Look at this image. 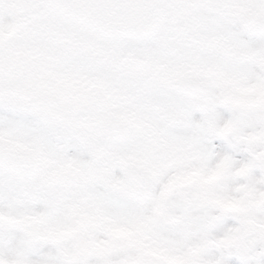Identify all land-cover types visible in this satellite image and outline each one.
<instances>
[{
  "label": "clouds",
  "instance_id": "clouds-1",
  "mask_svg": "<svg viewBox=\"0 0 264 264\" xmlns=\"http://www.w3.org/2000/svg\"><path fill=\"white\" fill-rule=\"evenodd\" d=\"M0 264H264V0H0Z\"/></svg>",
  "mask_w": 264,
  "mask_h": 264
}]
</instances>
